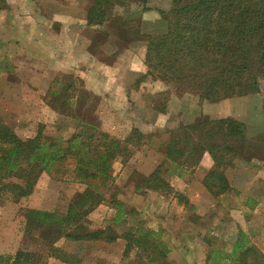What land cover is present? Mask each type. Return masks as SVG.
Instances as JSON below:
<instances>
[{
	"label": "rangeland",
	"instance_id": "obj_1",
	"mask_svg": "<svg viewBox=\"0 0 264 264\" xmlns=\"http://www.w3.org/2000/svg\"><path fill=\"white\" fill-rule=\"evenodd\" d=\"M92 1L0 0V78L6 81L0 108L7 116L4 121L23 138L34 136L40 123L45 124L46 135L68 138L76 120L48 101L52 91L59 90L58 102L65 108L67 95L76 90L82 95L80 106H67L69 114L76 110L80 117H94L100 124L106 119L108 127H115L113 136L122 141L134 127L147 133L145 143L132 149L133 156L114 162L113 179L92 182L104 200L85 215L87 227L109 224L117 211L113 199L118 200L126 205L124 215L130 224L153 229L165 238L170 247L169 264H193L186 255L192 249L197 250L196 264H204L205 256L212 257V252L215 258L216 251H229L241 230L238 218L253 217V209L233 205L230 195L234 192L241 200L250 193H264V78L260 91L217 102L153 75L143 78L148 72L147 35L167 30L160 9H169L168 0H150L148 6L155 7L151 10L131 3L115 9L103 25L89 26L86 17ZM70 84L71 89L66 90ZM9 85L11 89L6 90ZM111 107L118 114L110 116ZM206 117H230L245 124V139L234 140V151L226 158L230 164L220 167L232 189L218 196L203 186L200 164L192 167L188 162L179 165L160 158L159 146L169 139L171 130ZM156 162L191 204L179 203L173 194L137 188L142 186V169L149 170ZM213 164L211 169L214 160ZM65 169L71 171L72 166L67 163ZM43 176L36 185L38 195L19 203L0 199V257L29 250L37 254V264H128L136 252L128 259L123 256V238L116 242L74 241L64 237L56 222L27 219L31 209L65 215L75 199L71 192L77 182L62 175ZM214 258L205 264H216Z\"/></svg>",
	"mask_w": 264,
	"mask_h": 264
},
{
	"label": "trees",
	"instance_id": "obj_2",
	"mask_svg": "<svg viewBox=\"0 0 264 264\" xmlns=\"http://www.w3.org/2000/svg\"><path fill=\"white\" fill-rule=\"evenodd\" d=\"M150 0H93L87 13V25L101 26L109 21L114 10L131 3L151 10ZM169 9L159 8L168 22L165 32L147 35L145 63L156 79L177 85L178 89L192 90L200 98L211 102L226 97L260 91L264 78V0H168ZM138 82V81H137ZM71 84L66 90L71 89ZM65 90V91H66ZM59 90H53L49 104L61 113L72 116L77 125L68 137H50L45 124L37 133L21 137L0 115V199L19 203L35 191L39 178L48 173L55 178L84 184L65 215L48 210L31 209L28 220L59 224L66 239L74 241L125 240L124 257L128 264H169L170 247L153 229L130 224L124 215L126 205L113 199L116 205L111 222L97 229L87 227L85 218L100 202L102 192L92 182L113 179V164L119 158L128 160L145 143L147 134L134 127L129 136L121 139L104 132L94 117L82 118L67 106L79 107L82 95L72 91L67 95L65 108L59 105ZM73 99V100H71ZM67 111V112H66ZM245 124L234 118H203L192 124H182L170 131V137L161 143L165 159L192 167L200 164L208 152L215 167L204 176L202 183L218 196L231 190L228 178L220 167L230 164L227 155L233 153L232 143L245 139ZM71 171L65 169L66 164ZM159 164L149 175H142V186L137 188L173 194L179 203L191 204L189 198L174 189L162 174ZM59 175V176H58ZM64 175V176H63ZM67 175V176H66ZM102 197V198H101ZM81 208V206L86 205ZM118 226H125L119 229ZM216 264H264V253L240 230L229 251H216ZM212 257H208L211 259ZM35 252L19 250L15 255H3L0 264H37Z\"/></svg>",
	"mask_w": 264,
	"mask_h": 264
},
{
	"label": "crops",
	"instance_id": "obj_3",
	"mask_svg": "<svg viewBox=\"0 0 264 264\" xmlns=\"http://www.w3.org/2000/svg\"><path fill=\"white\" fill-rule=\"evenodd\" d=\"M6 81L5 80H2V77L0 78V96L4 95L3 94V91H4V84ZM6 85V84H5ZM10 90L11 89V86L9 85L6 90ZM6 97L8 95H5ZM112 106V105H111ZM3 110L2 108H0V111H1V115L3 116L2 118L3 119H6V115L3 113ZM109 114L110 116L113 115V114H118L113 107H111L109 109ZM5 111V110H4ZM107 118H108V115H106ZM7 123V122H6ZM9 124V123H8ZM11 125V124H9ZM77 125V124H76ZM76 125L74 127V131L76 129ZM12 126V125H11ZM13 127V126H12ZM14 128V127H13ZM137 128V127H136ZM101 129L104 131V132H108L110 133L111 135H113L114 130H115V127L114 126H109L108 127V124H106V119L102 121L101 123ZM73 131V132H74ZM142 131V130H141ZM72 132V133H73ZM143 132V131H142ZM145 133V132H143ZM147 134V133H145ZM153 148H152V151L153 152H156L157 149H156V145H152ZM151 156V155H149ZM203 159L199 165V171H201V176L202 177V180L205 176V172H207L208 170L211 169V167L214 165L213 164V160L210 156V154L207 152L205 153L203 156ZM160 158H164V155L162 154ZM161 164V163H160ZM159 165V163L156 162V164H154V166H152L149 170H145V169H142V173L145 174V175H149L151 174L155 168ZM113 168H114V164H113ZM43 174L41 175V177L39 178V181L43 179ZM168 180V179H167ZM76 183V182H75ZM171 184V183H170ZM173 186V184H171ZM203 185V184H202ZM39 186V184L37 183V187ZM204 186V185H203ZM85 185L84 184H81V183H76L75 184V191L71 192V197L73 195V197L75 196L76 197V194L78 192H82L84 191L85 189ZM174 187V186H173ZM176 190V189H175ZM178 191V190H177ZM185 191V190H184ZM205 191V188H203V192ZM38 188L36 190L35 188V191L32 195H30L29 197H34V195H38ZM249 194V193H248ZM229 195V194H227ZM250 196V197H249ZM196 196H191V201H193L194 203H198V198L196 199L195 198ZM200 198V197H199ZM230 198L234 201H231L233 203V205H236V206H240L243 210H246V209H253L254 212H253V217L252 219L251 218H247V219H241L238 218L237 219V223L240 221V225H239V228H241V230L245 231L249 238L252 240V242L254 244H256L260 249L261 251L264 253V193H261L259 195H253L252 193H250L248 195V197L245 199V196L242 197V199L240 200L239 196H237L234 192L232 195H230ZM27 198H25L26 200ZM200 205V204H199ZM33 208H38V206H32ZM41 209H46L45 207H39ZM239 220V221H238ZM238 226V225H237ZM163 227V226H162ZM165 227V226H164ZM163 227V228H164ZM238 237V233L235 234V237H234V240L233 242L237 239ZM163 240H165V238L163 237L162 238ZM185 254V253H184ZM191 254V255H190ZM196 254H197V250L196 249H192L191 251H187L186 252V255L190 258V262L193 263V264H196ZM208 262V255L205 256V259H204V264L205 262Z\"/></svg>",
	"mask_w": 264,
	"mask_h": 264
}]
</instances>
